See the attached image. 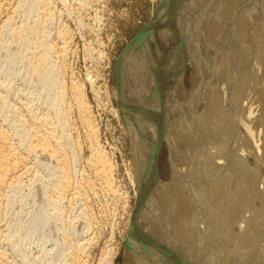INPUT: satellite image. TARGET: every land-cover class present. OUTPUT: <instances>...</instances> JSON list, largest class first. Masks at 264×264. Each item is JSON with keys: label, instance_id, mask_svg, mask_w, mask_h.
Wrapping results in <instances>:
<instances>
[{"label": "bare ground", "instance_id": "6f19581e", "mask_svg": "<svg viewBox=\"0 0 264 264\" xmlns=\"http://www.w3.org/2000/svg\"><path fill=\"white\" fill-rule=\"evenodd\" d=\"M66 1L0 0V264H86L94 242L75 225L97 222L88 197L121 198L84 90L67 82ZM157 1L117 66L138 196L128 264H264V0ZM18 197L29 226L9 222ZM46 224L61 237L33 259L23 241Z\"/></svg>", "mask_w": 264, "mask_h": 264}, {"label": "rangeland", "instance_id": "374dc122", "mask_svg": "<svg viewBox=\"0 0 264 264\" xmlns=\"http://www.w3.org/2000/svg\"><path fill=\"white\" fill-rule=\"evenodd\" d=\"M79 1L67 0L65 2L67 4L64 3L65 6L57 5L60 19L57 22L68 29L73 38L70 40V55L67 60L68 78H70L66 80L68 83L73 80L84 90L85 100L91 110V119L98 131L99 143L113 165L114 179L121 198L113 201L100 192L97 195L99 198L90 195L89 206L97 222L88 228L84 221L77 223L75 225L76 239L79 243H83L87 238L91 239L92 244L94 242L86 253V264H104L102 262L106 259L112 260L110 261L112 264H128L126 244L132 217L136 215L138 196L136 197L132 182L135 161L122 103L118 95L117 66L121 55L133 39L154 19L159 10V2L157 0H81L80 3ZM54 32L52 37L55 42L56 32ZM37 103H33L35 109H41L42 104ZM79 130L80 139L84 140L83 131ZM89 150L85 140L84 143L82 141L80 150L82 159L78 165V172L82 170L88 174L85 160L91 155ZM166 151L164 148L163 154L161 153L157 158L160 178L163 180L167 179L168 175L166 171L162 172ZM39 169V174L45 178L47 172L41 166ZM35 198L37 202L42 200L40 194H37ZM103 199H106V202ZM18 200V206H15L16 212L9 217V222L12 220L15 225L29 226L35 214L33 203L27 198L18 197ZM66 208L72 213L74 211L76 215L81 212L78 206L73 211H71L72 208ZM57 231L50 224H46L41 230L35 229L31 237L23 241L29 249L30 257L37 259L42 255V251L51 252L50 250L61 237ZM102 257L105 259L103 260Z\"/></svg>", "mask_w": 264, "mask_h": 264}]
</instances>
